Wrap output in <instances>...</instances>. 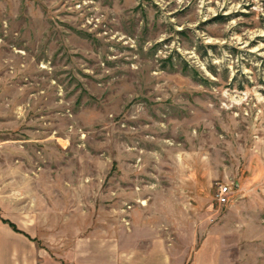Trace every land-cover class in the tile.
<instances>
[{"label":"rangeland","instance_id":"1","mask_svg":"<svg viewBox=\"0 0 264 264\" xmlns=\"http://www.w3.org/2000/svg\"><path fill=\"white\" fill-rule=\"evenodd\" d=\"M10 186L70 264L94 232H134L149 264L150 234L178 255L216 223L220 263L247 264L264 248V0H0Z\"/></svg>","mask_w":264,"mask_h":264},{"label":"crops","instance_id":"2","mask_svg":"<svg viewBox=\"0 0 264 264\" xmlns=\"http://www.w3.org/2000/svg\"><path fill=\"white\" fill-rule=\"evenodd\" d=\"M9 188H12V194L4 195L6 198L0 194V264H70L58 256L59 252H51L59 247H50L46 243L39 246L37 230L32 225L30 199H25L26 194L17 197L15 187ZM216 224L204 233L197 248L192 242L184 244L182 253L178 255L177 244L150 234L148 244H143L146 260L149 264H221L224 239L220 226ZM127 237L128 240H136L134 232L122 231L118 236L107 231L103 236L94 232L77 238L71 247L73 264H139L137 252L142 244L126 243ZM247 264H264V248L260 251L249 248Z\"/></svg>","mask_w":264,"mask_h":264},{"label":"built area","instance_id":"3","mask_svg":"<svg viewBox=\"0 0 264 264\" xmlns=\"http://www.w3.org/2000/svg\"><path fill=\"white\" fill-rule=\"evenodd\" d=\"M231 195H232V187L223 184L218 185V189L216 193V201L219 206H223L226 203H228Z\"/></svg>","mask_w":264,"mask_h":264},{"label":"trees","instance_id":"4","mask_svg":"<svg viewBox=\"0 0 264 264\" xmlns=\"http://www.w3.org/2000/svg\"><path fill=\"white\" fill-rule=\"evenodd\" d=\"M10 225H11V227H12L15 231H18V232H19V230L17 229V227H16L14 224L10 223Z\"/></svg>","mask_w":264,"mask_h":264}]
</instances>
